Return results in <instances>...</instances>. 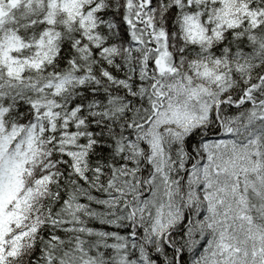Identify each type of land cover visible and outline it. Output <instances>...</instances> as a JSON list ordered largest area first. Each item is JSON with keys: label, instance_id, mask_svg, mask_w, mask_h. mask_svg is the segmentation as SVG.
<instances>
[{"label": "snow or ice", "instance_id": "obj_1", "mask_svg": "<svg viewBox=\"0 0 264 264\" xmlns=\"http://www.w3.org/2000/svg\"><path fill=\"white\" fill-rule=\"evenodd\" d=\"M0 264H264V0H0Z\"/></svg>", "mask_w": 264, "mask_h": 264}]
</instances>
